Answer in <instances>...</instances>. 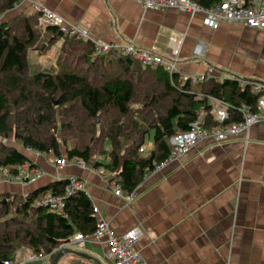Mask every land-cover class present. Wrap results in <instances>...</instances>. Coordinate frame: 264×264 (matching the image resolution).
Instances as JSON below:
<instances>
[{
    "label": "crops",
    "instance_id": "obj_1",
    "mask_svg": "<svg viewBox=\"0 0 264 264\" xmlns=\"http://www.w3.org/2000/svg\"><path fill=\"white\" fill-rule=\"evenodd\" d=\"M34 3L84 28L94 40L130 41L162 55L178 33L184 36L179 69L186 75L212 71V79L220 82L264 84V29L224 22L214 30L202 13L146 10L136 0H20L0 16V23L35 14ZM198 45L205 46L203 55H196ZM207 82L190 89L201 94ZM145 144L147 151L154 150L153 137ZM25 154L34 167L24 181L2 182L0 201L76 177L98 208V220H106L116 236L142 231L138 248L148 264H264V124L253 126L248 136L200 142L187 157L150 173L131 204L115 195V176L98 172L92 162L87 167L71 162L59 169L49 154ZM34 169L42 173L37 178ZM30 251L16 243L12 262L34 264L24 262ZM82 253L87 258L67 254L59 264H113L104 244L89 242ZM49 259L38 264H50Z\"/></svg>",
    "mask_w": 264,
    "mask_h": 264
},
{
    "label": "trees",
    "instance_id": "obj_2",
    "mask_svg": "<svg viewBox=\"0 0 264 264\" xmlns=\"http://www.w3.org/2000/svg\"><path fill=\"white\" fill-rule=\"evenodd\" d=\"M192 1L211 9L223 0ZM250 1L245 0L248 4ZM19 2L0 0V16ZM38 18V14L19 15L0 23V139L13 140L24 150L0 140V171L7 170L14 177L18 176L21 166L34 167L25 154L26 150H32L66 156L69 161L92 162L96 170L103 168L116 173L115 179L123 191L132 193L147 173L169 157L168 139L189 131L201 113L206 114L205 127L218 126L213 119L210 96L229 106L227 123L243 122L244 106L257 110L260 94H252L249 85L242 88L237 79L223 82L210 79L204 91L196 93L190 89L191 82L182 86L178 75L171 76L159 67L149 69L135 65L132 58L115 52L95 57L92 42L70 37L54 26L46 28L47 43L53 45L63 40V51L67 42L70 45L60 71L47 72L30 59V50L44 35ZM78 61L85 67L78 68ZM91 74H95V78ZM152 84L157 88H151ZM200 95L202 98L198 97ZM133 104L143 105L144 109L133 111ZM150 107L155 115L145 112ZM98 118L101 126L98 139L104 145L108 142L109 148L104 146L102 160H93L91 144L97 139ZM59 130L65 141L71 135L78 141L72 149L65 143L66 154L62 153V143L55 136ZM65 131L73 133L67 135ZM151 137L154 150L140 155V148ZM68 185L69 179L53 182L27 197H16L19 198L17 203L15 198L3 197L0 201V264L13 261L16 243L35 254L48 256L52 263L59 247L76 232L91 235L96 231L98 217L84 190L66 198L62 213L35 206L41 193L51 191L65 195Z\"/></svg>",
    "mask_w": 264,
    "mask_h": 264
},
{
    "label": "built area",
    "instance_id": "obj_3",
    "mask_svg": "<svg viewBox=\"0 0 264 264\" xmlns=\"http://www.w3.org/2000/svg\"><path fill=\"white\" fill-rule=\"evenodd\" d=\"M136 1L146 10L177 8L181 12L191 15L202 13L205 16V24L214 30L218 29L220 24L224 22L241 24L254 29H264V0H251L249 4L246 3L245 0H223L221 4L211 9H206L192 0ZM32 8L34 13L39 15L38 21L40 28L45 29L48 26L58 27L63 33L70 37H77L92 42L95 48V57L115 52L122 56L136 59L144 68H165L167 73L171 76L178 75L180 85L182 86L187 82L198 84L213 78L212 71L202 75L191 76L180 71L179 49L184 36L178 33L172 34L168 44L169 52L168 54L162 55L141 49L130 41L105 43L94 40L87 30L80 26L67 23L65 19L46 7L34 3ZM204 51L205 46L198 45L195 53L196 55H203ZM239 85L242 88L249 85L252 94H260L256 106L257 110L252 111L249 106H244L241 110L244 116L243 122L227 123L230 119L229 106L224 101L210 96L208 98L209 104L212 107L213 119L218 123V126L211 128L205 127L206 114L201 113L198 120L190 125L189 131L180 132L168 139V145L170 147L169 157L166 161L159 164L153 172L147 173L143 183L147 180L150 173H157L170 164L182 160L193 148L206 139L215 143H223L231 138L243 135L248 136L253 126L264 124V84L239 80ZM198 97L202 98L201 95ZM147 150V146L144 143L140 148L139 153L143 154ZM50 156L59 169H63L69 163L74 162L69 161L66 157L55 156L53 153L50 154ZM76 163L81 167L89 166L86 162L81 160H77ZM30 170H32V167L29 164L21 166L19 168L18 176L14 177L13 180L24 181ZM1 172L0 184L4 180L10 182V178L4 177V174L7 171L2 170ZM33 172L36 175L35 178L42 174L37 169H34ZM99 172L103 173L102 170H99ZM35 178L30 180H35ZM111 184L115 195L124 198L127 202H132L134 200L142 185L141 183L134 192L126 193L123 191L117 179L112 181ZM78 190H84L82 181L76 177H71L69 178V185L66 188L65 195H56L51 191L41 193L35 200V206L45 207L53 213H62L65 211L66 198L74 195ZM94 213L98 216V208L94 207ZM141 237L142 231L139 228H135L121 237H118L114 234L110 224L106 220L99 219L96 231L93 234L85 235L81 232H76L63 245V248L82 252L85 250L89 242H97L104 244L107 247L108 257L112 260L113 264H148L138 248ZM48 258V256L38 255L31 252L30 255L24 258V262L38 264ZM4 264L14 263L8 260L5 261Z\"/></svg>",
    "mask_w": 264,
    "mask_h": 264
},
{
    "label": "rangeland",
    "instance_id": "obj_4",
    "mask_svg": "<svg viewBox=\"0 0 264 264\" xmlns=\"http://www.w3.org/2000/svg\"><path fill=\"white\" fill-rule=\"evenodd\" d=\"M33 15V14H32ZM27 16H30L29 14L27 15ZM14 18H16V17H14ZM14 18H12V19H14ZM39 25V24H38ZM39 28H40V26H39ZM40 31L44 34L42 37H41V39H40V41H39V43L34 47V48H32L31 50H30V59L32 60V62L35 64V65H37V66H39L40 67V69H43V70H45V71H47V72H50V73H58L59 71H60V69H61V66H60V64L65 60V58H66V52H67V50H68V48H69V45H70V42H67V44H66V48H65V50L63 51V46L65 45V41H63V40H60V41H57L55 44H53V45H49L48 43H47V41H48V37L49 36H47V34H45V31H46V28L44 29V28H40ZM71 40V39H70ZM116 56H118V55H116ZM133 60H134V62H135V65H140V63L136 60V59H134V58H132ZM77 63V62H76ZM78 68H80V69H82V68H84L85 67V64L83 63V62H79L78 61ZM147 68H149V69H153V67H147ZM160 69L161 70H163L164 72H167L166 70H165V68H161L160 67ZM91 76L93 77V78H95V74H91ZM98 77H100V75H97V78ZM145 84L146 85H148L146 82H145ZM144 84V85H145ZM192 84V87H193V89H195L196 88V84L195 83H191ZM143 86V85H142ZM153 86V87H152ZM151 88H154V89H156L157 87L154 85V84H152L151 86H150ZM149 87V88H150ZM197 93V92H196ZM132 109H133V111H142L143 109H144V107H143V105H140V104H133L132 105ZM151 110H152V108L150 107V109L149 110H146L145 112H148V113H151ZM151 114H153V115H155V112L154 113H151ZM117 115V114H116ZM58 119H60V117H58ZM105 119V118H104ZM96 124H97V135H96V141L94 142V143H92L91 144V149H92V157H93V160H98V159H100V160H102L103 158H104V154L102 155V151L104 150V146H106V147H108L109 146V143L107 142L106 143V145H104V143L102 144V141L101 140H99L98 138H99V136L101 135V132H100V130H101V126H100V119L98 118V120L96 121ZM67 132V133H66ZM73 132H71V133H68V131H65L64 132V134H67V135H71ZM56 137H57V139L62 143V146H61V150H62V153L63 154H66V148L68 147V148H74V147H76L77 145H78V141L76 140V139H74L73 137H72V135L71 136H69V137H67L68 139H67V141H65V139L63 138V134H62V132L59 130V132H57L56 133V135H55ZM150 139V138H149ZM1 141H2V143L3 144H5V145H8V146H12V147H15V148H17V149H20V150H22V151H24L23 150V148H22V146L21 145H19V144H17L15 141H13V140H2V139H0ZM147 142V141H146ZM145 142V143H146ZM65 143L67 144V147L65 146ZM105 147V148H106ZM168 147H169V145H168ZM109 148V147H108ZM170 148V147H169ZM26 151H29V150H26ZM30 151H32V150H30ZM34 152V151H33ZM37 153V152H36ZM150 152L149 151H145V153H143V154H140V155H144V154H149ZM39 154H41V153H39ZM54 154V153H53ZM190 154V153H189ZM188 154V155H189ZM41 155H45V156H48V154H41ZM50 155V154H49ZM55 155V154H54ZM187 155V156H188ZM55 156H57V155H55ZM186 156V157H187ZM66 157V156H65ZM67 158V157H66ZM53 161V160H52ZM77 160H74V163L76 162ZM32 167V166H31ZM168 167V166H167ZM99 170H102L103 171V173H104V175L105 174H110L109 172H107V171H105V169H103V168H101V169H99ZM99 170H97L98 172H99ZM160 170V169H159ZM163 170H165V169H162L161 171H159V172H157V173H160V172H162ZM2 171V170H1ZM0 171V173H2ZM7 171V170H6ZM115 177L114 178H116V173H112ZM4 177H6V178H10V181H12L13 180V178H14V176H12L8 171L7 172H5V174H4ZM3 182H6L7 183V181L6 180H4ZM84 185V184H83ZM10 197H12V196H10ZM10 199H12V198H10ZM124 199V198H123ZM135 199V198H134ZM15 200H16V203L19 201V198H15ZM125 200V199H124ZM134 201V200H133ZM132 201V202H133ZM127 202V201H126ZM132 202H128L129 204H131ZM62 249H64L63 248V246H61V247H59V250H58V252L60 251V250H62ZM58 254V253H57Z\"/></svg>",
    "mask_w": 264,
    "mask_h": 264
},
{
    "label": "water",
    "instance_id": "obj_5",
    "mask_svg": "<svg viewBox=\"0 0 264 264\" xmlns=\"http://www.w3.org/2000/svg\"><path fill=\"white\" fill-rule=\"evenodd\" d=\"M67 254H74L82 258H87V256L82 252L64 248L58 252L56 258L53 260L51 264H59L60 260Z\"/></svg>",
    "mask_w": 264,
    "mask_h": 264
}]
</instances>
